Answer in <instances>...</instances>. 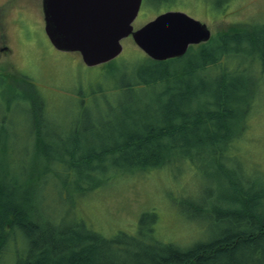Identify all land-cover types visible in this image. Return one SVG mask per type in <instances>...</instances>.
I'll use <instances>...</instances> for the list:
<instances>
[{"label": "trees", "instance_id": "16d2710c", "mask_svg": "<svg viewBox=\"0 0 264 264\" xmlns=\"http://www.w3.org/2000/svg\"><path fill=\"white\" fill-rule=\"evenodd\" d=\"M179 1L206 7L208 0L161 2ZM209 1L214 16L245 8L243 1ZM262 13L179 58L143 55L132 67L116 59L100 65L97 80L79 82L73 120L32 122L26 161L8 158L10 148L0 145V264H264V170L245 172L239 158L249 120L264 101ZM2 79L4 99L24 97L30 114L43 115V93L31 80ZM11 79L26 93L18 97L13 88L6 97ZM184 165L207 186L199 198L177 200L185 226L205 225L190 242H162L154 212L139 216L130 235L99 231L80 212L64 216L67 203H81L117 180L167 167L175 174Z\"/></svg>", "mask_w": 264, "mask_h": 264}, {"label": "rangeland", "instance_id": "374dc122", "mask_svg": "<svg viewBox=\"0 0 264 264\" xmlns=\"http://www.w3.org/2000/svg\"><path fill=\"white\" fill-rule=\"evenodd\" d=\"M237 1H243L245 4L241 13L233 15L229 9H226L223 11L224 14L214 16L207 10L215 9L209 0L207 2L200 0L206 2V7L196 5L192 1L191 3L179 1V5L166 6L162 5L161 0H143L132 25L138 28L152 20L159 10L180 7L179 10L205 23L212 35H217L241 26L244 23L243 19L248 20L250 16L264 12V0ZM258 22L254 21V23ZM121 45L122 51L115 59L126 67L134 66L144 55L130 37L121 40ZM0 46H6L10 50L7 54L0 52V145H7L10 148L8 158L15 162L20 159L26 161L24 153L30 152L32 122L46 120L51 123L52 119L69 123L73 120L77 114L76 94L80 88L79 82L85 81L81 86L94 82L103 68L86 67L77 53L60 52L50 45L43 29L42 0H0ZM12 75L25 76L42 91L45 101L43 115L36 117L33 115L35 113L30 114V108L24 97L17 99L19 102L4 99L1 88L2 78ZM100 80H98L99 86L103 84ZM16 87L14 81L9 80L4 95L8 97L10 91L13 88L15 90ZM263 89L264 79L261 81L260 91ZM28 90L30 92L29 87ZM15 92L18 97L26 93L22 85ZM261 94L264 95L262 92ZM97 95L100 98L107 93ZM256 112L254 118L251 117L249 120V126L245 131L246 149L239 153L245 172L254 169L262 172L258 168L260 166L264 170V101ZM184 170L185 165L177 171L179 173L174 174V170L167 167L146 171L135 179L126 177V180H117L111 183L109 188L93 194L81 203L79 201L70 206L62 202V205L68 206L64 216L70 219L75 212H80L86 224L92 225L99 231L103 230L111 234L120 229L130 235L136 231L139 216L153 211L157 215V225H154L157 236L159 234L164 238L172 237L182 243L190 242L194 238L193 232L197 237L202 233L205 225L190 220V225L185 226L180 220L182 214L177 200L197 194L199 198L207 186L203 185L199 175L194 178V170ZM52 190L58 193V189ZM73 199L78 201V196ZM60 200L64 199L60 198ZM4 264H11V260H7Z\"/></svg>", "mask_w": 264, "mask_h": 264}, {"label": "water", "instance_id": "95a60500", "mask_svg": "<svg viewBox=\"0 0 264 264\" xmlns=\"http://www.w3.org/2000/svg\"><path fill=\"white\" fill-rule=\"evenodd\" d=\"M141 1L42 0L44 33L56 50L77 52L87 67L115 59L129 35L154 61L179 58L190 45L210 39L206 24L180 11L162 13L133 30Z\"/></svg>", "mask_w": 264, "mask_h": 264}, {"label": "bare ground", "instance_id": "6f19581e", "mask_svg": "<svg viewBox=\"0 0 264 264\" xmlns=\"http://www.w3.org/2000/svg\"><path fill=\"white\" fill-rule=\"evenodd\" d=\"M184 207L185 208H187V206L186 205H184ZM152 211V210H151ZM153 212V211H152ZM192 212H194L193 210H192ZM156 223H157V220H156ZM161 237V241L162 242H164V243H170V244H180V243H182V242H179L178 240H175V239H173L172 237H162V236H160Z\"/></svg>", "mask_w": 264, "mask_h": 264}, {"label": "flooded vegetation", "instance_id": "af4514ba", "mask_svg": "<svg viewBox=\"0 0 264 264\" xmlns=\"http://www.w3.org/2000/svg\"><path fill=\"white\" fill-rule=\"evenodd\" d=\"M161 1H163V0H161ZM142 2H143V0H142ZM169 10V9H168ZM160 11V10H159ZM158 11V12H159ZM156 14H159V13H156ZM10 50H9V48L8 47H6V46H0V52L2 53V54H7L8 52H9ZM4 52V53H3Z\"/></svg>", "mask_w": 264, "mask_h": 264}]
</instances>
